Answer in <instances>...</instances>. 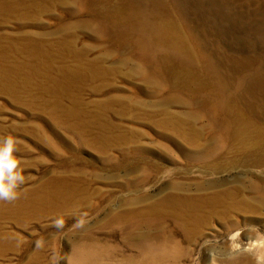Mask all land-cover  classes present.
Here are the masks:
<instances>
[{
    "label": "rangeland",
    "instance_id": "obj_1",
    "mask_svg": "<svg viewBox=\"0 0 264 264\" xmlns=\"http://www.w3.org/2000/svg\"><path fill=\"white\" fill-rule=\"evenodd\" d=\"M0 2V148L16 141L23 177L0 201V264H220L210 256L237 233L263 263L264 137L230 139L223 109L264 129V0ZM162 20L195 32L230 83L197 87L195 61L150 43ZM222 182L261 212L214 216L197 235L142 212Z\"/></svg>",
    "mask_w": 264,
    "mask_h": 264
},
{
    "label": "bare ground",
    "instance_id": "obj_2",
    "mask_svg": "<svg viewBox=\"0 0 264 264\" xmlns=\"http://www.w3.org/2000/svg\"><path fill=\"white\" fill-rule=\"evenodd\" d=\"M4 11L9 12L13 11V9L10 8ZM166 25L169 27V30ZM174 25L175 23L173 22L162 20L158 23V26H151V28L154 29L164 28L167 34L153 36L150 43L155 45L159 50L160 48H166L168 51H180L188 58L195 61L197 65V69L195 68L197 70V87H209L217 81H220V87L229 84L230 82L228 80L224 82L225 77H222L225 75L224 72H214L209 64L202 63V59L209 56V53L204 48L199 50L192 48L193 43L191 44L190 41L191 39H195L197 34L190 30L184 31L177 25V27H179L178 29ZM26 46L28 48H35L29 44ZM203 74L206 76L205 80H202L201 83L197 82L199 81V76ZM208 90L207 93H210L212 88L210 87ZM223 111L226 112L225 123L229 130L230 139L239 140L241 138L240 141L248 143V140L252 137L251 135L264 137L263 125L253 122V118L248 119L246 114L242 120V111L239 110L235 104L227 105ZM165 121L168 125L175 122H173V120ZM220 185L221 188L212 191L207 198L202 199L201 196L198 195L197 200H192L188 196H165L160 200L157 207L156 205H152L149 206V208L142 209V212L154 214L155 212L159 213L158 211H170L171 214L168 213V216H171V220L173 222H182L189 229L190 233L192 231L194 235H197L201 231L202 226L210 222L214 216L219 217L220 220L227 221L236 210L261 212L262 205L258 203L257 199L244 194L242 188L232 187L227 182H222ZM79 199L82 200V197ZM42 200L44 201L45 198L43 197ZM166 200H168L169 203H166ZM0 201L6 204L9 200L0 199ZM41 202L40 200H35L34 205H38ZM162 203H166V206L162 205ZM231 225L234 224L227 223L224 227H229ZM226 231L227 230L224 229L223 232ZM251 237L252 239H250V241L244 242L243 239L239 237L238 233L235 234L231 240L226 241L225 249L228 255L222 256L221 259L211 255L210 261L217 259L220 264H258L251 257L248 250L255 251L260 243L253 239V236ZM162 249L167 250V246L162 245ZM262 264H264V261Z\"/></svg>",
    "mask_w": 264,
    "mask_h": 264
},
{
    "label": "clouds",
    "instance_id": "obj_3",
    "mask_svg": "<svg viewBox=\"0 0 264 264\" xmlns=\"http://www.w3.org/2000/svg\"><path fill=\"white\" fill-rule=\"evenodd\" d=\"M15 144L16 141L9 137L0 148V199H15L14 189L18 182L23 181V177L14 171L17 167V162L12 157Z\"/></svg>",
    "mask_w": 264,
    "mask_h": 264
}]
</instances>
